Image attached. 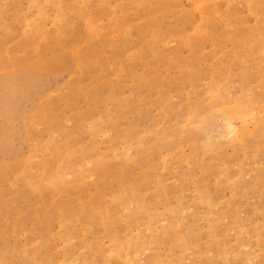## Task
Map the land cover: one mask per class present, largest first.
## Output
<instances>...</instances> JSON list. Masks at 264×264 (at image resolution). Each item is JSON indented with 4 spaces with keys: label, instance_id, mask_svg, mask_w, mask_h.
Listing matches in <instances>:
<instances>
[{
    "label": "rangeland",
    "instance_id": "1",
    "mask_svg": "<svg viewBox=\"0 0 264 264\" xmlns=\"http://www.w3.org/2000/svg\"><path fill=\"white\" fill-rule=\"evenodd\" d=\"M0 264H264V0H0Z\"/></svg>",
    "mask_w": 264,
    "mask_h": 264
}]
</instances>
